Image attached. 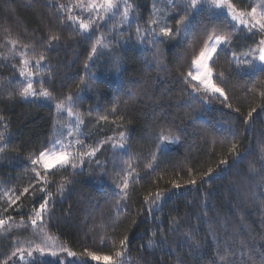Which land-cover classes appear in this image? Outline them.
<instances>
[{"label": "trees", "instance_id": "obj_1", "mask_svg": "<svg viewBox=\"0 0 264 264\" xmlns=\"http://www.w3.org/2000/svg\"><path fill=\"white\" fill-rule=\"evenodd\" d=\"M122 1L116 2L118 14L103 22V14L89 8L92 0H0V219L6 221L0 227V264H15L19 253L12 257V252L23 244L26 250L29 242L42 244L40 229L30 225V213L44 196L38 191L42 187L54 201L50 221L45 213L44 232L55 241L57 255L33 252L39 264H105L87 252L116 261L124 235L129 238L125 264H226L218 254L229 248L238 264H247L249 257L261 264L264 72L239 61L250 59L253 49L258 57L264 33L259 27L249 32V23L240 24L224 8L203 0L195 8H188L190 0H128L127 17ZM231 4L237 14H250L252 8L264 13V0ZM186 9L187 21L177 24ZM68 15L78 20L70 22ZM79 20L90 23L87 32ZM164 27L175 35L161 37ZM209 34H230V44L210 66L231 108L212 93L194 91L196 83L186 80ZM52 36L59 40L49 48ZM40 54L45 59L37 66ZM253 64L258 66V58ZM26 67L35 75L36 92L47 90L54 99L19 95L27 86L19 74ZM68 97L83 141V147L68 152L98 150L93 157L85 155L75 174L63 170L51 176L50 171L54 183L73 181L61 196L53 184L37 182L36 173L43 177L44 170L31 160L56 141L62 122L56 104L62 107ZM159 136H168L169 142ZM233 144L238 157L230 151ZM222 159L228 164L220 165ZM210 168L215 171L201 183ZM125 177L127 199L120 194ZM191 179L197 180L195 186H187ZM173 183L182 187L176 190ZM157 191L168 193L162 202L145 201ZM10 200L15 203L9 205ZM31 259L26 251L21 264Z\"/></svg>", "mask_w": 264, "mask_h": 264}, {"label": "snow or ice", "instance_id": "obj_2", "mask_svg": "<svg viewBox=\"0 0 264 264\" xmlns=\"http://www.w3.org/2000/svg\"><path fill=\"white\" fill-rule=\"evenodd\" d=\"M202 0H190L188 8H195L197 4L201 3ZM208 3L214 4L217 7H221L224 5H227V11L231 13V18L232 20H238L240 24H245V20L242 18L245 15H250L251 20L248 21L250 27L248 29L249 32L252 31V28L259 27L260 31L264 33V13L257 15V9L252 8L251 13H240V15L236 14V11L234 10V6L231 4V0H207ZM100 7L105 8V12H111L113 9L119 8L118 3H115L114 0H103V3L99 5ZM62 9H65V6L61 5L60 6ZM92 7H97L95 3L92 4ZM66 10V9H65ZM129 8L127 5H125L123 15L127 17L128 15ZM67 20L70 22H76L78 20V17L68 15ZM187 9L185 10V15L181 16L177 20V24H185L187 21ZM79 28L85 30L87 32L90 29V23H85L84 20H79ZM139 33V29L137 30ZM214 32V30H213ZM159 35L161 37H167V38H172L175 33L172 28L170 27H164L160 29ZM59 37L58 36H52L50 38L48 47L52 48L55 47L54 44L51 43V41H58ZM100 41L97 40V43ZM155 42V40L153 41ZM163 42V41H161ZM230 34L229 36H217L214 34H209L207 37V40L204 42L203 47L199 50L198 55L195 56L194 60V65H195V70L194 71H189L187 73V83L191 84L193 81H198L199 86L196 84H192V88L194 91L200 93L201 89L203 90V94L207 95L208 93H212L217 96V98H222L221 103L226 104L227 107L231 108V104L228 103V96L224 90L223 87L218 86L214 82V71L213 68L210 66V62L213 61L214 57L218 56V52L222 50L223 45H228L230 44ZM259 49V55L256 57L253 53L255 52V49L250 50L249 53L247 54L249 58H245L243 60L239 61L240 65L246 66L248 68H253L254 70H258L261 72H264V39H261L258 42L257 45ZM92 53L95 54L97 49L96 47H92L91 49ZM23 55V53H21ZM234 55V54H233ZM91 58V57H90ZM259 60L260 66L257 67L256 65L253 64V61L255 59ZM45 59V56L43 54H40L39 60L36 61V65L39 66L40 62ZM23 63L27 65L29 61L24 60ZM87 67V65H86ZM20 76L25 77L28 76L30 77L33 73L31 72H25L23 69L20 70ZM223 76L224 74L221 72L218 74V77L221 79L223 82ZM43 83V81H41ZM19 95L21 97L27 98L29 95L36 97V96H42L45 99L52 100L54 97L52 96L51 92L44 90L40 93H37L33 89V82L31 79L28 80L27 86L23 87L22 90L19 92ZM264 95V93H262ZM69 100L72 99V97H68ZM56 108L60 109L61 105L59 103L56 104ZM115 111V109H113ZM236 111H239L237 109ZM256 111L255 108H253L249 113L246 118L251 119L252 117V112ZM69 113L71 114V109H69ZM101 119L107 120V117H101ZM122 119V117H121ZM121 137H124V133L120 134ZM0 138H2V134H0ZM158 139H160L162 142H169V137L168 136H159ZM175 139V137H173ZM56 143L58 142H53L52 146L49 149L41 150L38 155L31 160L32 165H40L43 170H44V176L42 177L39 172L36 173V180L37 182H40L41 180L45 185L47 184H53L54 187H58V193L62 196L63 192L65 191V188L68 184L72 183L73 181L71 180H65L63 182H58L54 183L52 180L49 179V173L50 170L55 169V171H51L50 175L55 176L57 172L67 170L71 171L75 174V170L77 167H83L84 164V157L85 155L88 157H93L96 154V151L98 148H92L91 151H79L76 152L75 155L72 153L68 152L67 150H55L56 149ZM77 144H80L83 147V141L77 140ZM113 147L121 148L123 149L125 147L124 144H115ZM232 153H235L236 156L238 157L239 154L236 153V145L233 144L232 148L230 149ZM156 157L153 156V160H155ZM75 161V162H73ZM97 165H100V161H96ZM220 165H227L228 160L227 159H222L219 161ZM151 168L152 166L149 165ZM215 171V169H209L207 173L204 174V178L201 179V183H207L208 179L210 178L212 173ZM132 173L129 172L128 176H131ZM197 184L196 179H191L187 182V186H195ZM121 187V192L120 194L127 199L128 198V189H129V181L128 178L125 177L122 181ZM182 187L181 184L179 183H173V188L176 190H179ZM29 191L28 188H24L23 192L27 193ZM38 191L44 193V196H42V202H38V207H34L33 210L30 213L31 219H30V225L33 228L40 229V234L42 236V244L36 245L35 248H32L30 250H26L24 248L17 247L15 251L12 252V257L18 256V260L15 262V264H21L25 260V252L27 251L28 257H31L32 259L29 261V264H39V261L37 258L33 257V252H38L40 256H43L46 252L50 253L52 256H56L57 252L53 250V248L56 246L55 241L52 240L50 236L47 235L46 232H44V227H45V213H48L49 215L47 216V219L50 221L51 220V208H50V203L54 204V201H50L49 197L52 196V193L47 191L46 188H39ZM168 193H161L160 191H157L150 196H146L144 199L146 202H149L151 204H156L157 201H163L164 197ZM16 199H19V197H16ZM15 200H10L9 205L14 204ZM6 210V209H5ZM147 211H152L151 208H148ZM11 219V217H9ZM23 223V222H21ZM6 224V221L3 219H0V227H3ZM118 226V225H117ZM115 227V226H114ZM114 243L115 241H111ZM129 242V238L127 235H124L123 238L120 240V246L121 249L120 251H116L114 253L115 257L120 258L116 261H113V257L109 255H97L95 252H87V256L90 257L92 260L95 261H104L105 264H125V261L123 257L125 256V251L127 248V244ZM42 245H47V247L42 246ZM151 245V242H149V246ZM264 247V246H262ZM62 251H67V249L61 248ZM70 256H75L76 254L73 252L68 253ZM220 256L221 261H225L226 264H238V261L234 258L235 254L231 251L229 248L225 253L223 254H218ZM11 259V257H9ZM260 262L261 264H264V256L260 257ZM4 264H8V261H4ZM213 264H217V262L214 260ZM247 264H252L251 257H249V260Z\"/></svg>", "mask_w": 264, "mask_h": 264}, {"label": "rangeland", "instance_id": "obj_3", "mask_svg": "<svg viewBox=\"0 0 264 264\" xmlns=\"http://www.w3.org/2000/svg\"><path fill=\"white\" fill-rule=\"evenodd\" d=\"M117 1L118 0H114L115 3ZM203 1H207V0H203ZM93 3H95L97 5V7H95V8H97V12L98 13L101 12L103 14V16H104V18L102 20L103 22L110 20V18L112 19L114 16H116L118 14L119 8H118V10L113 9L111 12H105V8L99 6L101 3H103V0H92V3L90 4L89 8L90 7L94 8V7H92ZM127 3H128V0H123L121 5H123V7L125 8V5H127ZM124 8H122L123 12H124ZM221 8H224L227 11V5L221 6ZM132 9H136V8H132ZM153 11L155 12L154 14L160 18L161 14H159L157 12V10H153ZM229 14L231 15V13L228 12L227 15H229ZM259 14H261V13L257 12L258 16H259ZM230 15H229V17H231ZM237 15H240V14H237ZM141 18H143V17H141ZM242 18L245 20L246 24L248 23V21H250L252 19L251 16L248 18H245V17H242ZM138 21H139V18H138ZM137 24L138 23H135V26H137ZM139 34H140V32L138 33V31H137L136 38L139 36ZM223 47H222V49H223ZM259 66H260V62H259L257 67H259ZM194 68H195V66L193 67V69ZM41 69H42V66H41ZM193 69H192V71H193ZM24 71L30 72L28 70V67H26ZM34 77H35L34 74L31 75L30 77L25 76V80H26V82H28V80L31 79L33 82V89L35 91H39V90L34 88V85L37 82L36 78H34ZM194 82L196 84L199 83L198 81H194ZM31 97H33V96H31ZM39 97L41 100H43L42 96H39ZM72 105H73L72 100H69L58 110V116L62 120L61 125H59L57 132H56V141L55 142H58V143H56L57 148H59L58 150L64 149V150L68 151V148H75V147H77V145H79V144H77V140H78V137L80 136V127L81 126L79 123V119L76 117V115L72 109ZM69 109H71V114L69 113ZM53 170H55V169H52L50 171H53ZM30 232H31V226H29V233H28L29 238H30ZM35 247H36L35 243L29 242V248H28L29 250L32 248H35ZM21 248L27 249V246L25 244H23L21 246ZM35 255H36V252H35Z\"/></svg>", "mask_w": 264, "mask_h": 264}, {"label": "crops", "instance_id": "obj_4", "mask_svg": "<svg viewBox=\"0 0 264 264\" xmlns=\"http://www.w3.org/2000/svg\"><path fill=\"white\" fill-rule=\"evenodd\" d=\"M223 46H224V45H223ZM223 46H222V47H223ZM214 58H215V57H214ZM214 58H213V59H214ZM210 64H211V62H210ZM194 70H195V68L193 69V71H194ZM198 84H199V83H198Z\"/></svg>", "mask_w": 264, "mask_h": 264}]
</instances>
